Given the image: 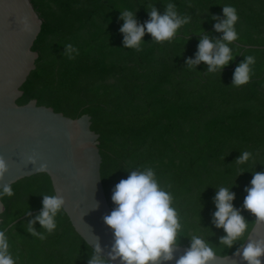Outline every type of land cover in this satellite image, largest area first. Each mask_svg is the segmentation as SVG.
Instances as JSON below:
<instances>
[{
  "label": "trees",
  "instance_id": "trees-1",
  "mask_svg": "<svg viewBox=\"0 0 264 264\" xmlns=\"http://www.w3.org/2000/svg\"><path fill=\"white\" fill-rule=\"evenodd\" d=\"M42 20L32 50L35 69L21 86L19 105L35 99L37 105L75 118L88 114L91 129L99 134V152L107 182V201L130 171L154 169L162 187L171 184L182 230L179 245L190 246L201 235L217 251L223 228L213 224L214 197L220 187L235 193L234 207L243 210L252 172H264V0H31ZM173 3L181 16L191 17L171 42L156 43L143 37L142 51L124 48V21L120 12L131 11L139 23L149 19L154 5L163 14ZM234 6L239 39L229 45L235 57L216 73L207 65L186 66L195 59L200 35L219 39L214 30L223 19L222 8ZM76 51L69 59L67 45ZM245 45L251 47L245 48ZM256 46V47H253ZM255 57L249 83L232 86L233 73L245 56ZM244 151L254 159L237 164ZM243 171V172H242ZM242 172V173H241ZM15 193L1 202L0 230L6 232L17 264H87L90 253L62 210L57 228L40 240L27 232L31 216L42 208L43 195H54L49 177L38 173L11 184ZM19 219V220H18ZM18 220V221H16ZM16 221V222H15Z\"/></svg>",
  "mask_w": 264,
  "mask_h": 264
},
{
  "label": "clouds",
  "instance_id": "clouds-1",
  "mask_svg": "<svg viewBox=\"0 0 264 264\" xmlns=\"http://www.w3.org/2000/svg\"><path fill=\"white\" fill-rule=\"evenodd\" d=\"M223 19L212 16L214 30L223 33L219 39L211 38L208 34L200 35L198 51L195 59L188 58L186 66L196 68L204 63L207 73L222 72L231 61V45L239 39L235 25L238 22L237 10L234 6L225 5L222 8ZM120 19L124 21L120 32L124 34L123 47L142 51L143 37L150 34L156 43L171 42L179 29L190 23L191 17L181 16L176 10V5L168 3L161 14L153 5L148 11L149 19L139 23L136 14L131 11L120 12ZM24 31H31L28 20L22 21ZM69 59L76 49L67 45ZM255 57L245 56L238 64L234 73L232 86L240 87L250 82L253 73ZM254 159L253 153L242 152L235 160L237 164H245ZM35 164V160L29 157ZM47 165H41L37 170L45 173ZM8 171L5 160L0 157V180ZM243 172V171H242ZM241 172V173H242ZM251 186L246 187L247 195L244 199L243 210L250 212L255 220V225L264 224V172H252ZM171 188V184L166 186ZM161 183L151 167L143 170L130 171L127 179H121L115 186L111 196L116 207L110 215L103 217L104 223L113 230L115 242L107 257L102 255L98 240L92 249L87 264H113L119 260L120 264H166L176 261V264H213L217 251L203 236L193 234L190 238V247L185 254L176 259L174 252L179 245L178 235L182 230L180 216L174 207V196ZM15 193L11 184H6L0 189V200L5 196L12 197ZM235 193L231 188L220 187L214 197L216 211L213 214V224L223 228L226 233L220 238V245L231 249L239 243L234 255L240 257L246 264H264V239H249V222L242 215L241 210L234 207ZM65 199L62 196L43 195L42 210L33 219L27 222V232L40 240L46 239L47 234L53 233L57 228L56 217L61 213ZM31 216V211L27 212ZM39 223L45 233L38 232L35 224ZM18 257L10 251V243L6 232L0 230V264H17Z\"/></svg>",
  "mask_w": 264,
  "mask_h": 264
},
{
  "label": "water",
  "instance_id": "water-1",
  "mask_svg": "<svg viewBox=\"0 0 264 264\" xmlns=\"http://www.w3.org/2000/svg\"><path fill=\"white\" fill-rule=\"evenodd\" d=\"M25 17L31 27L29 32L24 31L21 22ZM41 24L31 0H0V157L8 166L0 180V189L40 173L37 170L41 165H47L45 174L53 194L65 199L62 210L87 251L91 254L98 240L102 255L107 257L115 239L103 217L110 215L112 210L107 201L99 134L91 129L90 116L84 113L71 118L55 112L52 107L37 105L35 99L23 105L16 103L22 95L21 86L35 69L38 54L32 46ZM3 210L0 200V213ZM25 216L27 214L21 218ZM249 239H264V224L253 223ZM189 247L178 245L174 252L176 259ZM234 253L217 254L213 264H246ZM113 264H120V261ZM166 264H176V261Z\"/></svg>",
  "mask_w": 264,
  "mask_h": 264
}]
</instances>
